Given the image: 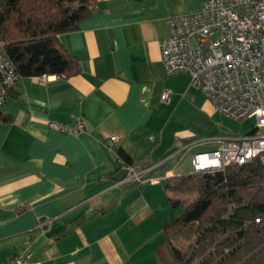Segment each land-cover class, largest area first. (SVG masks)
Returning a JSON list of instances; mask_svg holds the SVG:
<instances>
[{
    "label": "crops",
    "instance_id": "0c3cea01",
    "mask_svg": "<svg viewBox=\"0 0 264 264\" xmlns=\"http://www.w3.org/2000/svg\"><path fill=\"white\" fill-rule=\"evenodd\" d=\"M203 1L96 0L58 37L81 72L17 83L1 110L11 121L0 123V264L26 248L31 264H156L173 218L166 180L192 173L188 152L214 148L199 142L254 129L219 113L189 75H165L167 19ZM76 117L86 122L77 136L49 127ZM116 149L145 172L141 182L114 180Z\"/></svg>",
    "mask_w": 264,
    "mask_h": 264
},
{
    "label": "trees",
    "instance_id": "16d2710c",
    "mask_svg": "<svg viewBox=\"0 0 264 264\" xmlns=\"http://www.w3.org/2000/svg\"><path fill=\"white\" fill-rule=\"evenodd\" d=\"M95 1L0 0V42L21 79L81 72L58 37L77 31ZM10 121L0 108V123ZM115 153L116 171L132 166L123 150ZM165 190L181 213L162 228L156 264H264V167L258 160L168 178Z\"/></svg>",
    "mask_w": 264,
    "mask_h": 264
},
{
    "label": "built area",
    "instance_id": "2783aa9c",
    "mask_svg": "<svg viewBox=\"0 0 264 264\" xmlns=\"http://www.w3.org/2000/svg\"><path fill=\"white\" fill-rule=\"evenodd\" d=\"M167 24L169 36L160 43L165 75H189L191 85L233 121L256 119L252 133L211 136L199 142L213 144L214 149L192 155L191 172L214 173L254 160L264 167V0H204L198 12L170 17ZM48 79L44 75L38 81ZM20 80L0 42V108ZM169 96L165 90L161 100L166 102ZM49 127L77 136L85 131L86 122L76 117L50 122ZM117 140L111 137L106 145L111 148ZM122 168L128 173L121 184L142 181L144 171ZM31 258L26 248L1 264H31Z\"/></svg>",
    "mask_w": 264,
    "mask_h": 264
},
{
    "label": "rangeland",
    "instance_id": "374dc122",
    "mask_svg": "<svg viewBox=\"0 0 264 264\" xmlns=\"http://www.w3.org/2000/svg\"><path fill=\"white\" fill-rule=\"evenodd\" d=\"M1 110L2 111H5L6 109L4 107H2ZM230 120L233 121L232 119H230ZM233 122L236 123V124H242L243 123L245 125L247 131L251 130L252 128H254L256 126V119L255 118L245 119L243 121H233ZM260 132H263V131L260 130ZM244 134L245 133L239 134V135H244ZM213 149L214 148H212V147L200 148V149L194 150V152L195 151L196 152L211 151ZM191 153H193V152H188L186 154V158H184V164H182V165L188 166L189 161H190V155H191ZM179 198H184V196L179 197ZM170 208H171V211L173 212V218L172 219H174V218H176V217H178L180 215V213H181V207H170Z\"/></svg>",
    "mask_w": 264,
    "mask_h": 264
},
{
    "label": "water",
    "instance_id": "95a60500",
    "mask_svg": "<svg viewBox=\"0 0 264 264\" xmlns=\"http://www.w3.org/2000/svg\"><path fill=\"white\" fill-rule=\"evenodd\" d=\"M127 170L122 168L120 171L114 176L115 181H121L127 175Z\"/></svg>",
    "mask_w": 264,
    "mask_h": 264
}]
</instances>
